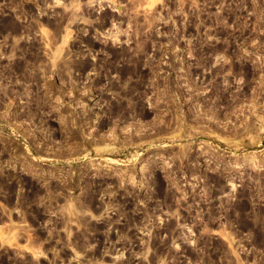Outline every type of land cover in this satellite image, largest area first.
Returning a JSON list of instances; mask_svg holds the SVG:
<instances>
[{
  "label": "rangeland",
  "instance_id": "rangeland-1",
  "mask_svg": "<svg viewBox=\"0 0 264 264\" xmlns=\"http://www.w3.org/2000/svg\"><path fill=\"white\" fill-rule=\"evenodd\" d=\"M0 264H264V0H0Z\"/></svg>",
  "mask_w": 264,
  "mask_h": 264
}]
</instances>
